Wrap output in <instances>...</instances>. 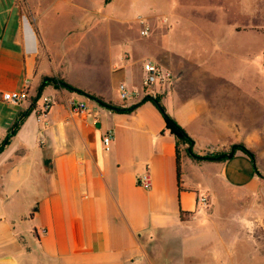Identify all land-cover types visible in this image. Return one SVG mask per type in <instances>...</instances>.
Segmentation results:
<instances>
[{
  "label": "crops",
  "instance_id": "crops-1",
  "mask_svg": "<svg viewBox=\"0 0 264 264\" xmlns=\"http://www.w3.org/2000/svg\"><path fill=\"white\" fill-rule=\"evenodd\" d=\"M208 2L0 0V95L28 93L17 104L0 97V143L23 117L0 150V264H184L206 258L212 264H264L254 248L241 251L254 245L242 237L241 225H186L198 215L196 195L210 187L181 165L178 184L175 139L156 105L144 100L147 94L121 101L107 80L89 87L68 78L75 65L96 73L108 58L109 71H121L126 85L141 91V63H159L172 73L169 83L154 89L166 115L198 149H223L241 134L218 123L211 129L218 116L191 104L197 77L202 96L214 92L207 86L233 84L208 79L215 74L209 63L224 45L221 4ZM162 5L173 13L160 16ZM145 25L149 38L139 34ZM235 29L249 30L255 62L257 31ZM52 79L127 111L105 108ZM44 98L50 99L46 111ZM198 118L199 128L192 130ZM107 132L112 141L104 150ZM247 132L255 141L252 129ZM196 133L210 134L211 144H197ZM222 163L223 183L248 190L259 184L250 154L236 150ZM144 174L149 188L138 184ZM180 211L189 214L180 217Z\"/></svg>",
  "mask_w": 264,
  "mask_h": 264
},
{
  "label": "rangeland",
  "instance_id": "rangeland-1",
  "mask_svg": "<svg viewBox=\"0 0 264 264\" xmlns=\"http://www.w3.org/2000/svg\"><path fill=\"white\" fill-rule=\"evenodd\" d=\"M187 1L191 2L193 6L201 7L203 6L202 2L207 3L209 0H181L182 3ZM216 1L221 4L218 15L223 22L219 24L221 32L218 34L220 40L224 41V45H220L222 49H219L218 55L215 56L217 60L213 61L212 59L209 63V59L213 55L206 60L209 63L210 71L214 70L215 72L212 76L209 75L208 79L214 82L226 80L233 84H226L224 87L216 86V84L212 87L207 86V89L211 88L214 92L202 96V93L199 92L201 91V84H199L201 78L197 77L195 87L192 89L198 93L194 92L192 96L194 100L191 104L198 108L200 106H205V109L210 108L218 116L211 120V129L217 127L215 123L222 125L217 127L220 129L232 127L233 131L241 134V138L226 141L223 149H198L195 143L192 146L179 143L181 167L186 168L187 173L197 180L196 183L210 187V191H205V195L209 197L210 206L206 210L198 212L196 218L189 219L186 225H241L242 237L249 239L250 243L254 244L241 246V251L243 253L253 252L254 248L258 257L264 260V133L256 135L257 130L264 132V0ZM194 10L196 11L195 8ZM249 11L250 14H248ZM156 12L160 16L173 13L168 11L164 5L160 6L158 11L156 9ZM238 13L241 15L240 21H235L233 16ZM198 14L200 12H195L193 16L199 23ZM245 15L250 16L251 20L244 18ZM236 27L238 29L253 27L257 31V59L255 62H253V46H247L249 39L246 35H249V30L237 34ZM199 33V28L194 30V34ZM149 35L150 31L146 37ZM233 47H235L234 50ZM87 64L90 62L88 61ZM117 64L120 65L118 62ZM109 66L108 58H104L101 64L96 65V74L86 65H78V67L75 65L69 71L68 78L89 87H93L99 81L107 80L110 87L117 90L120 84H126L125 78L121 71L110 72ZM92 67L94 66L92 65ZM200 121L202 119H195L190 123V128L197 130ZM250 129L253 131V137H256L255 141L249 140L252 135H249L247 131ZM192 139L197 144L210 145L212 137L210 134L196 133ZM231 146H237L234 151L245 149L253 156L256 171L259 173V184L254 189L239 188L221 181L222 162L228 161V159L215 160V158L228 153ZM181 182H183V178H181ZM206 248L213 247H202L203 250ZM194 263L212 264L208 258L204 261H189L184 264Z\"/></svg>",
  "mask_w": 264,
  "mask_h": 264
},
{
  "label": "built area",
  "instance_id": "built-area-1",
  "mask_svg": "<svg viewBox=\"0 0 264 264\" xmlns=\"http://www.w3.org/2000/svg\"><path fill=\"white\" fill-rule=\"evenodd\" d=\"M149 27L147 25L143 26L139 34L142 37H146L149 34ZM126 57V56H124ZM172 79V73L161 66L159 63H156L151 60H146L141 63V78H140V90L133 89L128 87L126 84H120L117 88L118 96L121 101H127L129 99L135 98L142 93H145L152 98H154L155 92L154 89L165 86ZM147 90V91H146ZM1 99L4 102L10 104H17L21 101H24L28 98V93L25 90L20 91H10L3 92L0 95ZM50 99H43L42 110L46 111ZM84 105L79 104L78 109H83ZM112 141V134L107 132L102 137V146L104 150H108ZM138 184L144 188H149V182L147 175L144 174L140 179H138ZM210 206L209 197L205 194H197L195 197V211L202 212Z\"/></svg>",
  "mask_w": 264,
  "mask_h": 264
},
{
  "label": "trees",
  "instance_id": "trees-1",
  "mask_svg": "<svg viewBox=\"0 0 264 264\" xmlns=\"http://www.w3.org/2000/svg\"><path fill=\"white\" fill-rule=\"evenodd\" d=\"M52 82L53 84L57 85L59 83H62L64 84L65 88L70 90V91H73V92H76L80 95H83L95 102H97L98 104L104 106L105 108H108L110 110H112L113 108L116 109V111H127V109H124L122 108L121 106L119 105H115L111 102H105L103 100V98L95 95V94H92V93H89L83 89H79V88H76V87H73L69 84H66L64 83V81L62 80H55V79H52ZM39 90V89H38ZM151 99V96L149 95H146L144 97V100H150ZM154 99L158 102L159 101V97L156 95L154 96ZM161 106V105H160ZM161 108L163 109V107L161 106ZM164 110V109H163ZM23 117H20L19 121L14 123L12 125V129L10 131V133L5 137V139L0 143V150L2 149V146L4 144H7L8 142V139L9 137H11L13 135V133L15 132L16 128L18 127L19 123L21 122ZM164 120H165V125H166V129L169 131V133L174 137L175 139V154H176V175H177V181H178V184H179V180H180V153H179V148H178V145L179 143H186L188 145H190V141L191 139L187 136V134L185 133V131L173 120L171 119L169 116H166L164 117ZM237 148V146H234L233 148V151ZM244 150L246 153H248V151H246L245 149H242ZM190 152V150H189ZM257 172V171H256ZM178 189H179V186H178ZM189 213L187 212H179V216L180 217H184L186 215H188Z\"/></svg>",
  "mask_w": 264,
  "mask_h": 264
},
{
  "label": "water",
  "instance_id": "water-1",
  "mask_svg": "<svg viewBox=\"0 0 264 264\" xmlns=\"http://www.w3.org/2000/svg\"><path fill=\"white\" fill-rule=\"evenodd\" d=\"M151 100H152V102L156 105V107L159 109V111H160V113L163 115V117H166L167 115H166L165 111L161 108L159 102L156 101V100H155L154 98H152V97H151ZM112 110H116V109L113 108ZM193 144H194V143H193V141L191 140V141H190V146H192ZM233 148H234V146L231 147V149H230V151H229L228 153L221 154V155L217 156V157L215 158V160H220V159H230V158L233 156V153H234ZM248 154H250V153L248 152ZM250 157H251V159H252V163H253V165H254V159H253V157H252L251 154H250ZM254 168H255V166H254ZM257 174L259 175L258 172H257ZM3 259H7V258H3Z\"/></svg>",
  "mask_w": 264,
  "mask_h": 264
}]
</instances>
